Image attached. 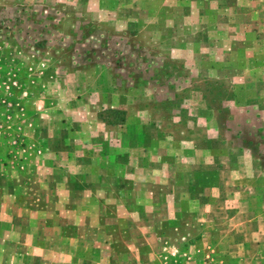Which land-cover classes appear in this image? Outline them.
<instances>
[{"label":"rangeland","instance_id":"1","mask_svg":"<svg viewBox=\"0 0 264 264\" xmlns=\"http://www.w3.org/2000/svg\"><path fill=\"white\" fill-rule=\"evenodd\" d=\"M109 108L125 120L107 123ZM121 155L139 164L138 209L115 203L111 179L74 193V171ZM171 171L201 189L173 185ZM260 171L264 0H0V218L39 219L22 239L27 264H233L221 252L262 264ZM167 217L205 222L158 224ZM228 228L253 239L229 243Z\"/></svg>","mask_w":264,"mask_h":264},{"label":"crops","instance_id":"2","mask_svg":"<svg viewBox=\"0 0 264 264\" xmlns=\"http://www.w3.org/2000/svg\"><path fill=\"white\" fill-rule=\"evenodd\" d=\"M54 155L57 158L60 157V155H57L56 153H54ZM65 156H66L65 161H74L75 159L79 160V158H75L74 156H71V155L66 154ZM197 156L198 155L196 154L195 155L196 159H197ZM215 160H217L215 165L213 163L214 161L212 160L211 165L206 166V168L208 170H211L210 172H211L212 178L213 177L216 178L215 185L210 186L209 190L218 194V192H219V178H220V165H219L218 159H215ZM83 163H84V161H83ZM202 163H204V162L202 161V162L198 163V161H197V163L195 165V169H196L195 175L198 176V178H197L198 180L202 177V175H201L203 172L202 170H204V169H200V168L204 167V165ZM138 167H139V164L137 163L136 160L135 161L134 160H130V161L127 160L125 163L124 155H121V156L117 157L115 168L111 169L109 164H105L104 168L101 170L100 169H95V170L94 169H87V170H85L82 168V171L76 170V171H74L73 174L70 175V177H67V178L70 179V183L73 184L74 193L76 192L75 191L76 186L79 189L83 188L84 192L86 190L87 191L89 190V193H91L90 190H91L92 185L94 183L101 185L102 183L106 182L107 184H109L108 181H109V179H111L112 180L111 184L114 185V187L111 188V190H113L111 192H113L117 198L115 203H118V204H126L127 203L128 207L131 210H133L136 208L138 209L140 206L139 205L140 203L136 202V200H137L136 196L137 195L132 193L134 187L137 185V183L134 181L133 178L137 177L136 174L138 173V171H137ZM59 170H60L59 167H56V169H54L53 172L59 171ZM66 170H69V168ZM69 172H70V170H69ZM178 172L179 171H177V172L171 171L170 172L171 176H168L169 178H171L173 185H181L183 190H186V191H190L192 188L195 187V186L193 187L192 185H196V187H199V189H201V186H199L200 185L199 181H197V179L194 178L195 175H193V173L191 176H190V173L189 174L185 173V175H184L185 178H183L180 182H175V180L173 181V178H175V175ZM34 174H35V172H34ZM36 174H37V171H36ZM259 174H261V175L259 177L257 176L256 180L259 182L264 181V177H262V176H264V172L260 171ZM181 176L182 175H180L178 173V177H181ZM57 178L60 179V175H58ZM74 178H78L79 179L78 182L75 183L73 180ZM80 178H81V180H80ZM186 178H190V179L188 180ZM130 180H132V181H130ZM189 181L191 182L192 185H189ZM80 182H82V183H80ZM173 185L171 183L172 188L170 189V191L173 190V188H174ZM188 186L191 188H188ZM98 188H100V187H98ZM186 191L184 192V195L180 197L181 199H179L180 202H179L178 208L180 210L187 208L186 207L187 205L184 206L185 201L186 200L188 201V198L186 196ZM173 192H175V191L173 190ZM254 192H255L254 194H260L261 198L264 199V185H261L260 187L259 186L256 187ZM74 193H72L71 195L73 196ZM230 194L231 193H229V196H230ZM69 195H70V193H69ZM130 196H133V198L125 200V197H130ZM211 196H212V198H210V206H211L210 210L213 211V210H215V208H217L219 202L216 201V199H218L217 195L212 194ZM89 199H90V196H89ZM89 199H87V201L85 199V201L83 202L84 206L81 208H85V209L86 208H92V204L90 203ZM163 200H165V203L168 202V199L166 197H165V199L163 198ZM181 200H182V202H181ZM189 201H190V199H189ZM85 202H87V203H85ZM159 202H160L159 200L158 201L154 200V205H150V206H152V208H154L153 210H156V208L162 206L161 203L159 205ZM133 204H135V205H133ZM259 205H260L259 207L256 206L255 208H251L250 211L259 210L257 212V213H259V214H257V216L261 217L264 220V200ZM175 209H177V208H175ZM34 219H30L28 217L26 218V215L23 217H16L13 219H11V218L8 219V217L7 218H0V264H3L1 261L5 260V259H11V261H5L6 262L5 264H27L28 263L27 253H28V250L30 249L29 247H31V246L27 245L26 242H24L22 239H24L26 237V235L29 234L28 232H31L29 230V227H28L29 225H38L39 224V221H38L39 219H37V218H34ZM201 220H204V219L201 218ZM193 221H189V219L184 220L181 217L179 219L175 218V217L174 218L167 217V219H165V220H163V219L159 220L158 224L159 225L162 224L165 226H168V225L176 226V225H182V222H186V225L192 226L193 224H197V222H198V225H203L205 222V221H198L197 219L195 220L194 223H193ZM206 224H208V223L206 222ZM252 224L253 223L246 221L245 225L242 224L241 226H244V229L247 232V235L254 237L250 233L252 231L248 228V225L252 226ZM238 226H240V225H238ZM245 227H247V229ZM1 228H3V229H1ZM241 229H242V227H241ZM227 232H229V234L231 236L238 234L237 238L235 237L234 240L228 241L229 243H234L236 245H240L243 242H246L247 240L252 241V239H253V238L249 237V238H246V240H244V238L242 237L243 239L240 240L241 236H243V235H241V234L239 235V233L231 232L230 228L227 229ZM240 233H242V232H240ZM214 234H216V231H212V235H214ZM200 235H201V233L199 235H197L196 238H198ZM106 236H108V235H106ZM202 236L204 237L205 233L202 234ZM226 236L227 235H225V237ZM53 240H54V242H59L60 237H58V235H56L53 237ZM202 240H204V238H202ZM33 241L35 242L36 239L34 238ZM212 244H214L213 241H212ZM34 245H35V243H34ZM216 248H217L216 250L218 252H221L222 248L220 249L219 246ZM75 253H76V251H75ZM236 254L237 255H233L230 252H227V253L221 252V254L219 255V257H220L219 259H224L226 261H233V264H240L242 260H245V259H242L241 256H244V257L247 256L246 254L241 255L238 252H236ZM134 255L135 254L132 253V256H134ZM231 256H234V259H230ZM262 257H264V255L260 254L258 260L260 261L261 259H263ZM134 258H136L137 261L140 260V256L139 257L135 256ZM262 264H264V263H262Z\"/></svg>","mask_w":264,"mask_h":264},{"label":"trees","instance_id":"3","mask_svg":"<svg viewBox=\"0 0 264 264\" xmlns=\"http://www.w3.org/2000/svg\"><path fill=\"white\" fill-rule=\"evenodd\" d=\"M102 115L105 121L110 124L122 123L125 120V112L115 108L107 109Z\"/></svg>","mask_w":264,"mask_h":264}]
</instances>
